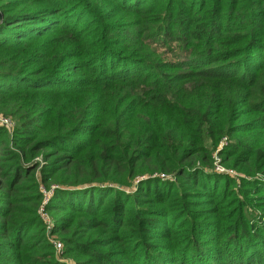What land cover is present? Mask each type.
Masks as SVG:
<instances>
[{
  "label": "trees",
  "instance_id": "1",
  "mask_svg": "<svg viewBox=\"0 0 264 264\" xmlns=\"http://www.w3.org/2000/svg\"><path fill=\"white\" fill-rule=\"evenodd\" d=\"M0 113V264H264V0H0Z\"/></svg>",
  "mask_w": 264,
  "mask_h": 264
},
{
  "label": "built area",
  "instance_id": "2",
  "mask_svg": "<svg viewBox=\"0 0 264 264\" xmlns=\"http://www.w3.org/2000/svg\"><path fill=\"white\" fill-rule=\"evenodd\" d=\"M0 124H3L4 126L8 127L9 129H12L13 126L15 125V120L13 118H11L10 116L4 115L2 113H0ZM229 140L228 135H224L222 136V138L220 139V142L218 143V146H221L222 144L227 143ZM216 156V153H215ZM215 169L220 171V172H229L231 174H236V171L234 170V168L231 167H225L220 163H216L215 165ZM161 175H164L163 173ZM40 191L42 192V198H41V202L38 206V213L40 218L43 220L46 229L50 230L51 226H52V221L53 218L50 214V212L47 210V203L50 199V196L53 192V188H54V184H51L49 187H45L44 185L40 184ZM53 245L55 247L56 250L60 251L62 248V241L57 239V238H53L52 239ZM71 264V263H68Z\"/></svg>",
  "mask_w": 264,
  "mask_h": 264
},
{
  "label": "rangeland",
  "instance_id": "3",
  "mask_svg": "<svg viewBox=\"0 0 264 264\" xmlns=\"http://www.w3.org/2000/svg\"><path fill=\"white\" fill-rule=\"evenodd\" d=\"M170 55H167V56H169V57H173L174 56V54H171L170 52H168ZM167 54V53H166ZM206 143L208 144V145H210V141L209 140H207L206 141ZM214 154H215V152H214ZM51 214V213H50Z\"/></svg>",
  "mask_w": 264,
  "mask_h": 264
}]
</instances>
